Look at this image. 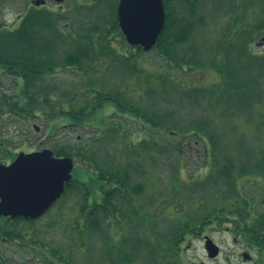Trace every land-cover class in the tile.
I'll return each mask as SVG.
<instances>
[{
	"label": "rangeland",
	"instance_id": "374dc122",
	"mask_svg": "<svg viewBox=\"0 0 264 264\" xmlns=\"http://www.w3.org/2000/svg\"><path fill=\"white\" fill-rule=\"evenodd\" d=\"M173 1L171 8L179 12V2ZM46 2L47 9L58 11L65 17L60 24L65 27L66 32L83 31V25L86 23H100L101 29H104L99 16L90 15L78 7L83 4L82 0H64L61 5L52 0ZM234 3L237 5L236 0ZM234 3L232 0H201V5L196 7L198 13L203 12L205 15L204 24L198 25L194 36L192 32V41L185 45L184 52L190 47V54L194 52L198 58L207 62L201 63L202 67L195 71L192 70L194 64L188 61L189 55L182 63L184 67H178L176 59L167 61L150 51L138 54L134 60L137 71L129 67L130 62L121 63L123 59L116 60L105 55L95 58V64L89 61L81 64L83 67L90 65L89 69L87 68L89 76L77 69L60 68L43 80L36 81L34 89L42 92L47 88L52 92L51 97L55 99L52 103L54 108L51 110L50 106L39 104L38 109L42 113L37 114L39 117L14 116L6 112L4 120L0 121V163L8 162L19 152L42 149L54 152L60 145L69 144L75 147L74 149H82L83 160L93 157V165L100 171L117 172L113 167L116 164L121 173L123 169H128L131 177L130 192L124 202L119 201L116 204L119 214L110 218L112 224L106 225V229L110 236L108 253L113 251L118 255V259L121 254L115 250L120 245L127 247L131 241L134 242L136 255H133L132 262L130 258L127 260L131 264H144V239L156 237L146 234V223L149 221H155L153 228L158 237L169 239L163 243L162 261L167 260L174 264H264V249L252 248L239 236L242 222H239L240 219L236 216L239 211L237 209L242 208L244 201L258 196V202L259 195L264 199L261 190L252 189L253 185L244 180L254 178L260 183L261 178L264 179V168H258L260 164L264 165V162L254 158L255 154L259 156L261 150L264 152L262 81L255 90L256 103L252 101L249 107L232 108L227 105V102L236 105L237 98L241 96L248 102L249 97H254V77L264 75V61L254 58V54L264 55V43L259 45L264 34H256V39L250 43L242 42L247 31L252 28L255 13L260 12L256 6L260 1L241 0L236 10ZM29 5L30 0H0V28H15L17 17ZM215 6L217 10H214ZM112 36L109 42L115 51L130 56L132 49L125 40ZM212 61H215L224 76L215 68V64H209ZM186 62L189 64H185ZM0 78V92H5L7 97H16L18 86L13 77L0 74ZM226 79L233 80L237 87L239 83H243L245 88L236 92L226 91L217 105L202 100L199 107L182 101L181 92L196 86L205 89L214 88L216 85L223 86V83L228 81ZM87 89H90V93ZM79 90L84 92V97H91L89 94H95L96 91L109 93L111 97L124 100L122 103L126 101L143 108L149 118L168 125L171 131H179L185 127H201L213 134L214 146L205 136L202 141L188 132L182 137L168 133L170 130L167 128L152 129L142 117L120 114L122 110L112 101L103 102L96 111L87 114L81 126H62L66 124L58 115L59 105L65 110L71 106L77 111L83 109L87 101L80 96ZM50 112H54L55 122L44 114ZM55 124L57 128L52 130ZM33 125L38 127L37 131ZM113 127L116 128L114 131ZM142 141L158 143L155 148L146 151L141 145ZM256 150L258 152L254 154ZM215 152L220 158L218 164L223 168L215 167ZM260 156L264 159V153L261 152ZM103 163L107 166L102 165ZM242 165L244 167H241ZM93 171L91 167L76 162L72 170L73 185L78 186L79 190L68 192L46 215L32 224L5 222L2 219L0 228L4 232L19 230L22 235L27 236V241H30L33 234H37L39 242L46 246V252L56 251L54 254L61 255L62 261L67 259L74 264H108L109 256L102 257L100 253L105 250V245L104 242L102 245L99 233L80 236L75 234L73 228L81 219V198L85 195L81 183H85L86 188L92 191L87 200L90 205L101 202L103 194ZM213 172L218 174L208 181V175ZM139 184L142 190L136 192L135 186ZM161 204L171 209L166 212L165 217L158 209ZM173 208L175 209L172 210ZM257 209L264 212V208ZM209 212L214 215L209 219L219 217V223H205L209 220H204ZM154 214L156 215L153 216ZM228 217L234 220L228 223ZM192 225L199 229L196 231L199 235L187 232L175 254L170 240L176 234L170 230ZM179 234L181 235V232ZM203 235H207L219 246L220 254L216 260L207 258L200 239ZM1 238L3 237L0 235V259L3 264H47L48 260L56 262L55 256L45 259L42 254L31 252L19 244L13 245L9 240L2 242ZM111 244L114 245V250ZM243 252H247L252 261L244 263L240 257ZM130 256L131 252L128 257ZM121 260L123 264V258Z\"/></svg>",
	"mask_w": 264,
	"mask_h": 264
},
{
	"label": "trees",
	"instance_id": "16d2710c",
	"mask_svg": "<svg viewBox=\"0 0 264 264\" xmlns=\"http://www.w3.org/2000/svg\"><path fill=\"white\" fill-rule=\"evenodd\" d=\"M82 1L83 4L79 5L78 7L89 12L90 15L99 16L100 21L104 24V29H101L100 23H86L83 25V31L79 30L80 32L77 33H75L76 30L66 32L65 27H62L60 24V22L65 19V17L61 15L60 12L53 11L49 8L47 9L46 7L35 8L32 6H28L20 15L19 22L15 28L10 30L0 28V74L2 73L6 74L7 76L13 77L16 85L18 86L16 97H7L8 95H6L5 92H0V121L4 120V115L6 114V112L7 114H11L14 116L25 117H29L32 115L37 116V114H42L41 110L38 109L39 104L48 105L51 107V110H53L54 105L52 103L55 102V99L51 97L52 92H50L47 88L42 92L34 89V84L36 81L43 80L51 73H54L56 69L73 68L80 70L82 73H85L87 76H89L88 69L90 65L83 67L81 66V64L83 65V63H86L87 61H89L91 64H95V58L109 55L116 60L123 59L121 60V63H124L125 61L130 62L129 67L133 69V71H137V67L135 65L136 63H134V60L138 57V54L144 53L142 49L140 47L128 46L132 49L129 56L127 54H121L115 51V49L109 42L110 38L113 37L112 35L120 37L121 40H124L116 19L117 0ZM177 1L180 4L179 12L171 8L172 0H164L166 11L164 29L160 34L157 43L151 51L155 52L159 57L167 61L170 59H176V66L178 67H184L182 63H184L185 58L187 57V55H189L188 61L194 64L192 70L195 71L198 67H202L201 63L207 62V60L198 58L196 53L194 52H191L190 54V47L186 50V52H184L186 49L185 45H188L192 41V32L194 36V32L198 25L204 24L205 15L202 11V14H200L198 13V10H196V7H199L198 4L201 5V0ZM232 1L234 3V0ZM240 1L241 0H236L237 5H235L234 3L233 7H235V10L236 8L238 9ZM259 1L260 4L256 6L260 10V12L257 11L255 13L256 17L254 18L252 28L247 31V34L242 42L246 41L250 43L251 40L253 41L254 39H256L257 35L264 34V0H258V2ZM214 10H217L216 6ZM179 15L180 17L178 18L177 16ZM230 38L227 40V42L230 40ZM245 55L246 53L244 51L243 56ZM254 58L264 61V55L254 54ZM185 64L189 63L186 62ZM209 64H215V61L209 62ZM215 68H217L222 76H224L222 70L218 68L217 64H215ZM227 80L228 79H226V81ZM261 81L264 85V75L260 77H254V97H249V102L244 100V96H241L240 98H237L238 102L236 105L229 104L228 102L227 105L232 108L239 106L249 107L252 101L256 103L257 100L255 98L257 97V95H255V90ZM243 88H245L243 83H239L237 87L233 80H228L226 83H223V86L216 85V87L211 89H205L199 86L193 87L189 90L183 89L185 91L181 92V98L182 101H187L188 103H190V105L199 107L201 106L202 100L210 101L212 104L216 103L217 105L218 100L222 98L223 94L226 91L232 90L236 92V90H240ZM88 90L90 89H87V91ZM79 92L80 96H83L84 92L82 90H79ZM88 93H90V91H88ZM89 95H91V97L83 96L87 100L83 105V109L81 108L77 111H74L70 106L68 110H65L59 105L58 115L61 118L60 120L64 121L63 123L66 124L62 126H66L69 128L81 126L82 120L85 119V116L87 114H92V112L96 111L103 102L112 101L113 103H115V106L117 108L122 110L120 111V114L127 113L137 118L142 117L146 124H148L152 129L165 130L167 128L170 130V127L168 125L165 126L163 123L156 122L155 119H152L151 117L149 118L142 110L143 108L136 107L133 104L127 103L126 101L125 103H122L121 101L124 100H118L114 97H111L109 93L105 94L96 91L95 94ZM39 96H41V98ZM213 100L216 101L213 102ZM211 103H209L210 106L212 105ZM261 105L264 106V104ZM44 114L48 116L49 119H53L52 121L55 122L54 112ZM262 125L264 126V122H262ZM56 128V124L52 126V130ZM115 129L116 128L114 127L112 128L113 131ZM170 131L168 133L175 136L182 135V137L186 136V133L188 132L193 134L195 137H198V139L200 140H202V138H204L203 136H205L208 138L211 145L214 146L213 134H211L209 131H204L203 129H201V127H185L180 129L179 131H177V129L176 131ZM73 141H75V139ZM157 143L156 141L152 143L142 141L141 145L146 148V151H150L151 149L155 148ZM74 148L75 147L69 144L68 146L60 145L59 147L54 149V153L58 156L71 157L77 163L79 162L82 165L91 167L94 170L93 172L97 178V184L103 194L100 198L101 202L99 201L94 206H92L87 202L88 198L92 194V191L86 188L85 183H81V186L85 189V195L83 198H81L83 200V205L80 212L81 219L79 220L81 223L77 222L75 223V226H73V228L75 229V234L80 236H92L94 233H99L101 243L103 245L104 242L105 245V250L100 253L102 257L109 256L108 264H122V258L123 264H131L127 260L130 258V262H132L131 259L133 255H136V246L134 242L131 241L127 247L125 245H120L118 248L116 247L117 250L115 251L121 254L119 255L118 259V255L114 254L113 251H109L108 253L107 247L108 244H110V236L106 229V225L109 224V226H111L112 224L110 218L117 217L119 214L116 204H118L119 201L124 202L126 195L128 194V192H130L129 185L131 177L128 173V169H123V173H121L116 168V164L115 166L113 165V167L117 170V172H109L106 170L105 172L100 171L98 168H96V166L93 165V157H91L92 159L89 160H83L82 158H84V154L81 153L82 149ZM254 149H257V147H254ZM255 152H258V150L254 151V154ZM261 152L264 153L262 150ZM261 152L259 156L255 154L254 158H256V160L259 162H264V159L262 158L263 155L260 156ZM213 159L216 163L215 167L221 168L222 166L218 164L220 158L216 152L213 155ZM102 165L107 166L106 163H103ZM259 166L260 167L258 168H264L263 164H260ZM241 167L244 166L242 165ZM255 168L256 165L254 164V169ZM216 174H218V172H213L212 174L208 175V181L213 180ZM262 176L264 177V174ZM261 179L262 182L260 183H258V181H255L254 189L261 190L262 194L264 195V179ZM73 182L74 179H72V181L66 185V192L63 198L67 195L68 192L72 190H79L78 186L73 185ZM135 188L136 192H141L142 190V186L140 184L136 185ZM256 199H258V196L255 199L251 198L248 202L244 201V204L241 206L242 208L237 209L239 211L238 213L236 212V216L239 217V222H242L241 232L245 234V238L247 239V241L253 243L255 248L263 250L264 212L258 211L257 208H264V199H262L261 195H259L258 202H256ZM180 201H182V199ZM177 203L182 206V203H180L178 200ZM159 206V212H161L162 216L164 217L166 212L168 210H171L169 206H163V204ZM174 209L175 208H173L172 210ZM101 214H103L106 219L102 217ZM155 215L156 214H154L153 216ZM211 216L214 215L213 213L209 212L204 220L209 219ZM4 221L7 222L10 220ZM214 221L219 223V218L217 217L216 219V217H213L212 219L205 221V223H209L211 225ZM13 222L19 223L20 221L17 220ZM154 222L155 221H149L146 223V229L148 231L146 232V234L151 236L153 234L157 238L146 237L144 239L146 250V260L144 264H174L171 261H162L161 259L164 257V255L161 254L163 252L164 240L169 239L168 237L160 238L157 236V234L154 233ZM32 223V221L28 222V224ZM1 230L2 229L0 228V235L6 240L11 241L12 244L13 242H19L20 247L26 248V246H29L30 248H37V252H43V250H47L46 246L43 243L39 242V240H36L37 238L32 243L31 241H29L28 243L25 240L26 236L22 235L19 230H11L6 232H4L3 230V232H1ZM197 230L199 229L194 228L193 225L185 226L184 228L180 226L175 230H170V232L174 231L176 234L170 240L175 254H177L179 244L184 241L186 234H188L187 232L196 233ZM201 230H203V228H201ZM179 232H181V235L179 234ZM198 234L199 232L195 235ZM170 235L171 234H168V236ZM80 246L82 247V244H80ZM110 246L114 250V245L111 244ZM166 246L169 247L168 245ZM129 252H131L130 257H128ZM54 253H56V251H53V253L46 252L45 255H50V258L55 256V263H57L58 261L60 262L57 264H74L72 262H69L67 259L66 261L60 260L62 256L58 253L57 255ZM41 254L44 255L43 253ZM99 261L101 263V258L99 259ZM0 264H3V260L1 259ZM47 264L49 263L47 262Z\"/></svg>",
	"mask_w": 264,
	"mask_h": 264
},
{
	"label": "water",
	"instance_id": "95a60500",
	"mask_svg": "<svg viewBox=\"0 0 264 264\" xmlns=\"http://www.w3.org/2000/svg\"><path fill=\"white\" fill-rule=\"evenodd\" d=\"M44 3L33 2L35 6ZM116 14L130 46L145 52L155 46L164 29L163 0H119ZM72 169V159L54 157L48 149L19 153L9 165L0 164V216L25 220L40 217L61 197L72 178ZM205 247L209 257L217 255V247L210 240Z\"/></svg>",
	"mask_w": 264,
	"mask_h": 264
},
{
	"label": "flooded vegetation",
	"instance_id": "af4514ba",
	"mask_svg": "<svg viewBox=\"0 0 264 264\" xmlns=\"http://www.w3.org/2000/svg\"><path fill=\"white\" fill-rule=\"evenodd\" d=\"M12 160H10V161H8V162H6V163H4V164H9L10 162H11ZM245 181H247V182H249L250 183V185H253L252 187V189H254V178H246V179H244ZM252 192H254V191H252ZM252 198H254V196L252 197ZM251 199V198H250ZM43 217V216H42ZM42 217H40L39 219H41ZM3 219H5V220H10V218H8V217H4ZM205 235H203L202 237H204ZM239 236H242L241 234H239ZM235 240V239H234ZM38 249L37 248H33V251L34 252H36ZM39 254L40 253H43L44 255V258L45 259H49L50 257L49 256H46L45 255V253H46V250H43V252H38ZM241 255H240V257H241V259L243 260V262L244 263H247V262H250V261H252V257L246 252H243V253H240ZM247 254V258L246 259H244L243 258V255H246ZM219 256H217L216 258H214L213 260H216L217 258H218ZM51 259H52V257H51ZM55 260V259H54ZM48 262L49 263H53V264H55V262H51V260H48Z\"/></svg>",
	"mask_w": 264,
	"mask_h": 264
}]
</instances>
